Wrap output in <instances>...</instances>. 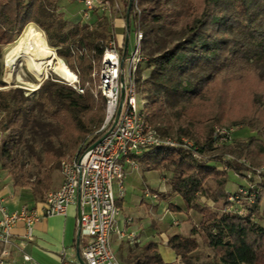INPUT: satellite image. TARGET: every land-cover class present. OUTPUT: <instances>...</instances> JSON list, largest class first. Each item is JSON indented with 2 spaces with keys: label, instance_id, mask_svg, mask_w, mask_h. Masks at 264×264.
<instances>
[{
  "label": "trees",
  "instance_id": "16d2710c",
  "mask_svg": "<svg viewBox=\"0 0 264 264\" xmlns=\"http://www.w3.org/2000/svg\"><path fill=\"white\" fill-rule=\"evenodd\" d=\"M59 1L0 0V169L14 187L29 189L35 201L45 200L52 191L53 174L66 153L74 156L88 136H92L91 143L99 139L96 132L105 118V99L95 96L91 74L92 60L100 59L112 37L111 24L103 14L94 26L79 22L70 27L59 12ZM124 10L144 31L143 63L150 70L147 122L162 137L178 140H193L199 125L210 124L204 127L203 141H194L199 158L192 150L170 147H153L134 157L146 170L170 172L171 191L158 193L159 198L177 195L187 211L202 216L190 236L176 233L168 238L167 246L180 260L165 262L158 243L150 241L131 249L122 264H205L194 254L200 246L199 233L218 264H264V224L254 219L264 202V186L253 193L246 190L254 204L244 214L231 209L229 198L236 193L226 190L227 171L249 170L240 160L253 163L254 155L264 151V0H126ZM28 24L40 28L47 46L56 49L59 59L79 75L84 93L50 77L30 94L21 87L6 88L3 47L13 43ZM247 76L256 80L251 113L233 116L226 106L230 84L241 83ZM136 81L138 85L140 66ZM215 123L226 129L248 127L255 134L217 143L212 136ZM22 145L35 160L31 173L22 160ZM211 161L227 170H218ZM209 179L217 185L209 197L223 200L221 212L200 203ZM168 209L183 212L171 202Z\"/></svg>",
  "mask_w": 264,
  "mask_h": 264
},
{
  "label": "built area",
  "instance_id": "2783aa9c",
  "mask_svg": "<svg viewBox=\"0 0 264 264\" xmlns=\"http://www.w3.org/2000/svg\"><path fill=\"white\" fill-rule=\"evenodd\" d=\"M76 1L84 6L82 17L87 21L92 12L107 14L113 8L107 0ZM134 7L140 15L137 2ZM127 29L129 47L125 51L118 48L112 35L100 59L92 60L94 93L105 99V118L96 132L99 139L91 143L92 136L86 137L74 156L61 160L62 183L47 194L41 209L23 206L19 211L9 212L0 202V264H8V246L12 244L13 229L18 223L24 224L23 239L32 240L36 223L52 216H65L68 208L76 203H79L80 214L77 228L83 241L82 264H122L112 248L111 235L116 232L115 224L120 213L114 185H118L123 195L124 165H136L134 157L153 147L184 148L192 150L199 158L192 140L162 137L147 122V101L138 98L136 81L137 70L145 61L143 32L136 24L134 43L131 44L130 28ZM76 77L77 81L70 85L82 94L84 88L80 86L79 75ZM218 131L221 133L213 136L217 143L230 141L229 129ZM22 259L23 264H31L28 254H23Z\"/></svg>",
  "mask_w": 264,
  "mask_h": 264
},
{
  "label": "crops",
  "instance_id": "0c3cea01",
  "mask_svg": "<svg viewBox=\"0 0 264 264\" xmlns=\"http://www.w3.org/2000/svg\"><path fill=\"white\" fill-rule=\"evenodd\" d=\"M62 1L59 2L60 7ZM101 15L103 13L92 12L88 21L93 19L97 21L98 16ZM82 18V13L76 16L72 13L67 15L69 20L80 21ZM114 24L122 25L124 37L123 40L121 38V48L126 50L129 47L127 15L123 24L122 19H116ZM112 35L116 41L114 30ZM124 170L123 195L120 194L118 185H114L117 205L120 209L115 224L116 232L111 235V245L116 256L124 259L131 249L154 241L158 243L159 252L165 262L179 261L180 258L167 246V241L176 233L189 236L192 227L185 219L188 215L193 217L195 211H187L183 202H174L175 198L180 200L177 195L169 199L157 197L158 193L167 194L171 191L167 170H146L138 163L134 166L125 164ZM61 183L62 175L53 184V188L57 189ZM43 201H35L29 189L14 187L11 178L5 173L0 175V202H3L9 212L19 211L23 206L41 209ZM170 202L182 208L183 212H170L168 209ZM198 216L196 221L192 218L196 226L201 222V216L199 214ZM78 219L79 207L76 203L68 208L65 216H52L36 223L32 240L23 239L24 224L18 223L13 229L12 244L8 246L10 252L8 264H23V254L31 257V264H82L83 241L80 238L78 240ZM177 222L180 226L172 227ZM186 222L188 226L183 228V223Z\"/></svg>",
  "mask_w": 264,
  "mask_h": 264
},
{
  "label": "rangeland",
  "instance_id": "374dc122",
  "mask_svg": "<svg viewBox=\"0 0 264 264\" xmlns=\"http://www.w3.org/2000/svg\"><path fill=\"white\" fill-rule=\"evenodd\" d=\"M125 1L126 0H113L112 6H111L113 8H111L110 12L106 15V18L108 19L109 23L111 24V31L113 32V30H114V32H115L117 46L120 50L122 47L121 38L123 40V37H124L122 35L123 29H122L121 24H114V22H116V19H120V20L122 19V24L124 23V19H125L124 4H125ZM173 4H174V1H172L170 3V6H172ZM116 5H118V8L116 7ZM180 5L181 4L179 3L177 5V7H179ZM83 7L84 6H82V4L76 0H63L62 1V7L59 6V12L63 13V15L66 18V20L68 21V24L70 25V27L74 26L75 24H77L79 22L82 24H88L89 26H94L96 24V19H93V20L88 21V22H86L87 20H84L83 18L80 21H78V19H73V20L67 19L68 13H69V15H71V13H72L74 16H76L79 13H82V15H83V12H82ZM136 24L137 23H136L134 17L132 16V18L129 20V28H130L129 40H130L131 44L134 43V38H135V32L134 31L136 30ZM30 25L34 26L37 30H39L44 35V32L40 28H38L35 24H28L25 27L24 31L16 38V40L13 43L3 47V57H2L3 72H4V67H5V55L12 49V47L17 43V41L19 39H22L24 37L25 31ZM142 32L144 33L143 30H142ZM44 37H45V35H44ZM45 39H46V37H45ZM46 42H47V40H46ZM54 50L56 52V56L58 57L56 49H54ZM58 59H59V57H58ZM61 62L63 63V61H61ZM149 72H150V70L148 68H146V63H141V65H140V83L137 85V91H138V98L139 99L145 100L147 98L146 96L148 94V83H146V79L149 77ZM49 77L62 80L64 82H67L68 84L73 83L72 81H70V75L64 70H60L57 72L49 71L46 79H48ZM18 78H20V79H18ZM46 79L44 78L43 80L45 81ZM3 80L4 79H3V73H2V81ZM255 81L256 80L254 79V77L247 76L246 78H244L242 80L241 83L230 84L229 97H228L226 106L229 107L230 112L233 116H239L238 115L239 113L242 114L244 112L245 113H251L250 98H251L252 89L255 88V86H256ZM5 83L7 84L6 88L21 87V88H24L28 92V94H30L34 91L33 90L34 86L38 85L41 82L36 77V75H34V73L30 70L27 60H25L24 58H20L16 64V66H15L14 71H13L12 79L9 82H5ZM39 86H40V84H39ZM262 100H263L262 103L264 105V99H262ZM209 124L199 125L196 128V134L195 135L197 137L192 140L193 142L197 141V142L201 143L203 141L202 138H203L204 127H206ZM217 128H218V130L226 129L225 127L223 128L222 125L215 123V124H213L212 136H215V135L221 133L220 131L217 130ZM228 129L230 131V141H232V142H234L238 139H246L249 136L255 134V133L251 132V130L248 127L240 126V127H230ZM182 138L185 139L186 137H182ZM258 139H262V137H258ZM78 147L75 150V153L77 152ZM20 149H21L22 160L26 162L27 170L30 173L33 172L36 169L35 160L29 156L28 149L24 148L23 145L20 147ZM36 149L38 151H41V146L38 145ZM207 155L211 156V153L207 154ZM71 156H72L71 153H66L62 159H65V158H68ZM254 157L256 158V160L253 163H251L252 162L251 159H250V161L245 159V158L240 160V162L242 164H246V166L249 168V170H244L243 172H241L239 174H236L232 171H227L228 172V182L226 185V190L230 194L236 193V197L235 196L230 197V198H232V202H233V206L231 207V209L235 210V211L237 210L239 213H242V214L246 213V211L244 212L243 210H246V208L250 204L251 205L254 204L253 197H250L248 195V193L246 192V190L250 189V190H252L251 193H253L254 189H257V191H260L261 185L264 186V151L262 150L258 155L255 154ZM226 158L229 160L231 159L230 156H227ZM210 164L215 165L218 168V170H220V171L227 170L225 167H223L218 162L216 163V162L211 161ZM0 166H1V164H0ZM3 173H5V171H2L0 169V175ZM60 176H61L60 168H58L53 174V184L56 181H58ZM170 176H171V174L169 172V179H170ZM216 186L217 185H216V182L214 179H209L207 181V183L205 185L207 194L201 197L200 203L208 205L210 207V209L214 212H221L223 210V207H224L223 200L218 199L217 201H214L212 197H209V196L214 195L216 193V191H217ZM54 189L55 188H53L52 190H54ZM157 197H158V194H157ZM172 197H174V196H172ZM230 198H229V201H231ZM175 199L176 200H174V202H181V203L183 202L181 198H180L181 201L177 200V198H175ZM174 202H173V204H174ZM198 214L199 213L195 211V212H193V217L188 215V218L185 219L187 222H189L191 227H193V225L196 226L195 221L198 220L197 219L199 217ZM192 218L195 221H193ZM254 219L258 223L264 224V202H262V204L260 205L259 213L254 217ZM200 221H202V216H201ZM187 222L183 223V226H182L183 228L185 226H188ZM199 225H200V223H198L197 226H199ZM178 226H180V224L178 222L175 225L174 224L172 225V227H174V228H177ZM189 236H190V234H189ZM196 238H197L200 246H199V249L194 254H195V256L199 257V262L205 263V264H218V262L215 260V256H214L212 250H210L207 247L202 234L199 233L196 236ZM117 258L121 263H123V258L120 259V257H118V256H117Z\"/></svg>",
  "mask_w": 264,
  "mask_h": 264
},
{
  "label": "bare ground",
  "instance_id": "6f19581e",
  "mask_svg": "<svg viewBox=\"0 0 264 264\" xmlns=\"http://www.w3.org/2000/svg\"><path fill=\"white\" fill-rule=\"evenodd\" d=\"M20 58L27 60L30 70L40 82L48 75L49 71L60 70L66 71L73 83L77 81L76 75L58 59L55 50L47 46L44 35L34 26L30 25L26 29L24 37L19 39L5 55L3 79L6 82L12 79L13 71ZM39 84L35 85L33 90H37Z\"/></svg>",
  "mask_w": 264,
  "mask_h": 264
},
{
  "label": "water",
  "instance_id": "95a60500",
  "mask_svg": "<svg viewBox=\"0 0 264 264\" xmlns=\"http://www.w3.org/2000/svg\"><path fill=\"white\" fill-rule=\"evenodd\" d=\"M127 20H128V27H129V15H127ZM125 51V50H124ZM47 77V76H46ZM46 77H45V79H46ZM4 82H6L5 80H3ZM44 81V80H43ZM42 81V82H43ZM41 82V83H42ZM121 97L123 98L124 97V89H122V91H121ZM119 112H120V109H119V111H118V114H117V117H118V115H119ZM116 120H117V118H116ZM78 206H79V203H78ZM80 215V214H79ZM80 217V216H79ZM79 237H80V235H79V233H78V240H79Z\"/></svg>",
  "mask_w": 264,
  "mask_h": 264
}]
</instances>
